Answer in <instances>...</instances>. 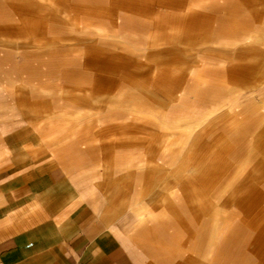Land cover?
I'll use <instances>...</instances> for the list:
<instances>
[{
  "label": "rangeland",
  "instance_id": "1",
  "mask_svg": "<svg viewBox=\"0 0 264 264\" xmlns=\"http://www.w3.org/2000/svg\"><path fill=\"white\" fill-rule=\"evenodd\" d=\"M0 50L57 57L52 81L0 83V110L36 104L62 164L146 150L139 214L172 264H221L239 230L227 264H264V0H0Z\"/></svg>",
  "mask_w": 264,
  "mask_h": 264
},
{
  "label": "crops",
  "instance_id": "2",
  "mask_svg": "<svg viewBox=\"0 0 264 264\" xmlns=\"http://www.w3.org/2000/svg\"><path fill=\"white\" fill-rule=\"evenodd\" d=\"M8 57L0 50V83L8 86L62 73L55 56L15 63ZM11 110H0V264H172L139 214L145 149L117 146L99 154L97 172L74 171L57 148L43 144L36 104L29 111L22 105L19 117ZM257 147L264 158V141ZM199 231L202 246L203 226ZM239 233L221 243V264L238 261Z\"/></svg>",
  "mask_w": 264,
  "mask_h": 264
}]
</instances>
